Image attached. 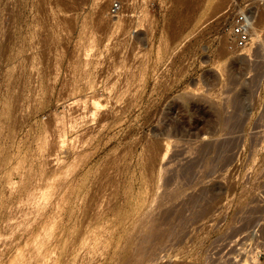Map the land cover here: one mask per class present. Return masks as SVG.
Instances as JSON below:
<instances>
[{
	"label": "rangeland",
	"instance_id": "obj_1",
	"mask_svg": "<svg viewBox=\"0 0 264 264\" xmlns=\"http://www.w3.org/2000/svg\"><path fill=\"white\" fill-rule=\"evenodd\" d=\"M113 1L0 0V264H264V0Z\"/></svg>",
	"mask_w": 264,
	"mask_h": 264
},
{
	"label": "built area",
	"instance_id": "obj_2",
	"mask_svg": "<svg viewBox=\"0 0 264 264\" xmlns=\"http://www.w3.org/2000/svg\"><path fill=\"white\" fill-rule=\"evenodd\" d=\"M146 4H151L153 0H138ZM121 1L115 0L111 3L110 12L117 13L121 9ZM254 23V16L246 11H242L236 15L233 22L234 40L232 42V49L236 53L243 54L245 47H248L251 42V28Z\"/></svg>",
	"mask_w": 264,
	"mask_h": 264
},
{
	"label": "bare ground",
	"instance_id": "obj_3",
	"mask_svg": "<svg viewBox=\"0 0 264 264\" xmlns=\"http://www.w3.org/2000/svg\"><path fill=\"white\" fill-rule=\"evenodd\" d=\"M254 27V26H253ZM255 29V28H254ZM95 102V101H94ZM97 102V101H96ZM101 104V103H100ZM101 106V105H100ZM96 110H97V108H96ZM94 111H95V109H94ZM98 111V110H97ZM96 111V112H97ZM100 111V110H99ZM106 111V110H105ZM96 112H93V113H96ZM98 115V114H97ZM93 116V115H92ZM102 116V115H101ZM102 118H103V116H102ZM100 120V119H99ZM79 123V122H78ZM73 124V123H72ZM99 125V124H98ZM184 129V128H183ZM73 130V129H72ZM203 131V130H202ZM76 137V136H75ZM83 137V136H82ZM85 137V136H84ZM198 137V136H197ZM81 138V137H80ZM73 139V138H72ZM196 139V138H195ZM77 140V139H76ZM83 140H85L84 138H83ZM82 141V140H81ZM80 142V141H79ZM82 144H83V142H82ZM74 146V145H73ZM219 153V152H218ZM213 157V156H212ZM206 158V157H205ZM214 168V167H213ZM149 173V172H148ZM145 204V203H144ZM150 205V204H149ZM162 207V206H161ZM147 212V211H146ZM123 215V214H122ZM151 220V219H150ZM150 220H148L147 219V221L148 222H150ZM154 221V220H153ZM258 261V260H257Z\"/></svg>",
	"mask_w": 264,
	"mask_h": 264
}]
</instances>
